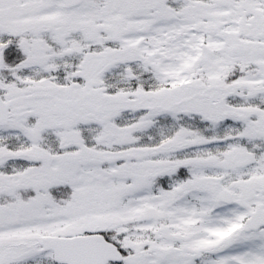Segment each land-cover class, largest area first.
<instances>
[{
  "label": "snow or ice",
  "instance_id": "snow-or-ice-1",
  "mask_svg": "<svg viewBox=\"0 0 264 264\" xmlns=\"http://www.w3.org/2000/svg\"><path fill=\"white\" fill-rule=\"evenodd\" d=\"M0 264H264V0H0Z\"/></svg>",
  "mask_w": 264,
  "mask_h": 264
}]
</instances>
